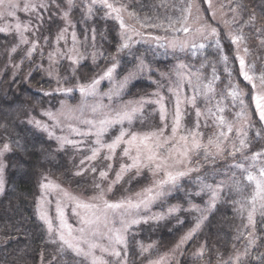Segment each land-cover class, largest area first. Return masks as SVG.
<instances>
[{"label": "rangeland", "instance_id": "1", "mask_svg": "<svg viewBox=\"0 0 264 264\" xmlns=\"http://www.w3.org/2000/svg\"><path fill=\"white\" fill-rule=\"evenodd\" d=\"M15 3L18 7L13 15L7 14V5L0 8V28L6 29L0 31V49L5 55L3 69L17 75L29 67L38 66L44 72L43 86L38 89L44 95V106L30 118V122L48 137L57 151L64 154L72 169L73 179L79 183L76 185L65 183L63 179L50 174L45 175L44 178L47 179L43 178L41 182L52 181L59 185L60 189L67 191L70 197H75V200H72L65 197L59 189L42 190L40 186V211L47 210L53 224V231L49 233L50 243L52 248L55 247L54 249L60 252L59 255L61 254L63 259L60 261L58 256L54 258L59 261L58 264L61 262L65 264L67 261H70V264H92L93 256L105 261L106 264H158V262L171 264L175 259L173 253L159 254L155 250L152 232L154 227L168 218L181 216L183 219L184 214H190L192 217L202 215L200 220H197L201 226L211 209L221 202L223 197L229 203H236L239 198L237 196H241L238 209L248 227L255 225L257 216L264 217V192L257 195L255 181L247 179L249 173L256 179H264L260 177V169L264 168V145L252 149L247 143L252 122L249 108L252 103L255 106L254 97L264 93L262 83L264 22L255 20L249 25L240 36L242 39L233 48L240 71V60L243 59V71L252 77L249 82L253 81L252 85L256 84L255 91L250 94L249 91H242L235 83V61L227 53L220 32L224 31L226 37L231 40L236 34L230 26V21L226 20L225 10L216 0H206V3L210 16L218 26L209 22L204 24L206 21L204 10L191 3V0H181L179 10L182 12L174 14L166 27L149 29L135 18L122 17L123 13H119L120 19H117V13L111 12L100 3L93 4L92 0H72L71 5L68 0H15ZM109 3L121 11L125 8L121 4H114L113 1ZM26 4L31 5L28 10H25ZM99 12L104 19H112L115 22L119 47H123L125 43L128 45L119 50L125 49L130 52L142 44L148 50L151 49L149 52H153L154 59H169V69L161 70L155 65L147 66L144 57H140L138 63H134L133 59L124 64L119 63L120 59L123 57L125 59V52L117 59L119 62L109 55L105 56L106 60L102 59L103 54L99 56L97 38L94 36L96 33L94 29L98 27L94 18L96 13L100 14ZM121 20L124 28H121ZM17 24L20 25L19 32L16 29ZM195 26L197 29L193 31L192 28ZM142 27L151 31V35H148L149 32L140 33L138 29H143ZM212 29L216 30L217 35L212 34ZM22 37L27 40L26 43L22 42ZM30 50L31 56L28 55ZM128 64L133 69L132 73L125 72ZM109 69H112L110 77L106 75ZM144 78L155 84V89L149 95L122 99L130 85ZM94 81H99L94 90L82 95L80 88L88 89ZM66 89L71 91H64ZM234 89L240 95L234 97L231 94ZM177 94L181 101L179 107L182 116V126L177 139L180 135L198 132L202 134L198 137L202 144L207 145L210 138L213 144L208 146L207 153L203 148L190 153L189 159L183 163L169 161L172 165L169 171L173 174L185 173L178 177L175 184L168 183L156 187V181L165 179L164 172L160 171L153 175L148 168L141 169L139 175L133 169L124 174L118 183H111L115 181L121 165L131 163L122 155V150L126 146L123 144L116 149L111 160L104 159L108 154L106 148L101 150L97 159L93 161L86 159L92 150L98 147L95 143L96 136L76 135L72 131L73 128L79 129L81 133L89 131L95 133L100 127V121L115 118L118 113L142 105V111L135 115L131 124L124 120L122 124L108 127L103 134L102 142L111 143L120 134L121 129L129 133L144 134L158 131L165 124L168 127L164 134L169 136L177 105ZM159 97H163L162 103L166 109L164 121L160 118V104L154 102ZM193 97L194 105L190 102ZM197 110L200 112L199 116ZM48 113L52 114L51 118ZM257 116L259 119L258 112ZM37 121L40 122V127L37 126ZM86 121H93L96 127L85 123ZM45 127L47 130H44ZM263 129L264 121L256 129L254 142L260 141ZM49 133L52 135L49 136ZM61 137L78 143L64 144L62 147L60 140L57 139ZM9 151L10 146L8 151H3L0 155L4 182L0 197L7 182L6 157ZM161 151L167 154L164 150ZM257 153L260 155L257 156ZM176 159L182 158L177 156ZM92 168L96 171L93 172ZM100 171L108 172L107 179L100 177ZM77 172H81V175H76ZM110 183L111 191L108 190ZM97 184L103 189V199L109 203L128 200L134 204L138 203L141 197L137 196V193H143L149 187L153 188L154 199L147 206L140 204L139 208L105 209L103 200L98 198L101 189L96 187ZM225 193L227 194L224 195ZM57 200L63 207L66 224L72 229V236L69 238L71 242L85 252L88 251L89 244L97 245L92 250V255L87 258L84 255H76L60 240V233L63 232L67 237L68 229L60 227L56 214ZM75 201L94 204L97 207L76 209L74 212ZM82 216H86L93 223L82 224ZM133 220L138 223H132ZM82 227L85 229L83 233L79 231ZM117 230L123 235L125 244L113 243L112 237ZM190 239L191 237L183 240L177 249H185ZM113 247L120 251L119 257L109 254ZM103 248L109 251L104 252ZM58 252L56 251V254Z\"/></svg>", "mask_w": 264, "mask_h": 264}, {"label": "trees", "instance_id": "2", "mask_svg": "<svg viewBox=\"0 0 264 264\" xmlns=\"http://www.w3.org/2000/svg\"><path fill=\"white\" fill-rule=\"evenodd\" d=\"M109 1L125 7L119 12L123 13L122 17L135 18L148 29L166 27L169 19L181 11V0ZM216 1L225 10L226 20L230 21V26L236 34L234 36L243 35L255 20L264 22V0ZM191 3L204 10V24L209 22L218 26L210 16L206 0H191ZM99 13H96L94 18L95 25H98L97 29H94V36L97 38L99 56L103 54L102 59L106 60L105 56L109 55L119 62L117 59L125 52V59L123 57L119 63L124 64L132 59L134 63H138L140 57H144L147 66L155 65L161 70L169 69V59H154L153 52H149L151 49L148 50L142 44L130 52L119 50L123 47H119L115 22L112 19H104L101 12ZM145 27L139 28V32H149L148 35H151V31L144 30L147 29ZM192 29L195 31L197 26ZM220 35L227 53L235 61L236 85L242 91L253 94V81L249 82L244 78L239 64L236 63V51H233L235 44L226 37L224 31L220 32ZM4 56L0 49V150L5 144L10 146L6 157L7 182L0 197V264H58L59 261L55 259L58 256L59 260L63 261L62 255H59L60 252L54 249L55 247L52 248L47 226L40 219V183L48 174L63 179L65 183H79L73 179L72 169L64 154L57 151L48 137L30 122V118L44 106V95L38 90L43 86L44 72L35 65L36 68L32 66L14 75L12 71L3 69ZM129 65L125 72L132 73L133 69ZM118 76L122 77L121 74ZM140 80L129 86L122 99L145 97L155 89L154 82L145 78ZM249 110L252 122L247 143L253 149L264 145V129L261 131L260 141L254 142L256 129L261 126L262 121L258 119L254 103ZM237 197L239 198L236 203H229L223 197L195 232L192 230L202 215L192 217L190 214H184L183 219L179 216L158 223L152 230L155 250L159 254L173 253L175 259L171 264H264V217L257 216L255 225L248 227L238 209L241 196ZM190 232L191 239L185 249H177ZM176 250L178 252H175ZM201 250L202 254H199ZM70 263L67 261L65 264Z\"/></svg>", "mask_w": 264, "mask_h": 264}, {"label": "snow or ice", "instance_id": "3", "mask_svg": "<svg viewBox=\"0 0 264 264\" xmlns=\"http://www.w3.org/2000/svg\"><path fill=\"white\" fill-rule=\"evenodd\" d=\"M69 5H71L72 0H68ZM93 4L100 3L103 5V7L109 9L111 12L117 13V19H120L119 17V12L121 11L120 8L115 7L112 3H109V0H92ZM5 5H7L8 15H13L15 9L18 7V5L15 3V0H0V8H4ZM31 7V5L26 4L25 5V10H28V8ZM89 12H91V8H89ZM65 17H67V13H65ZM254 19V17H253ZM125 25L123 21L121 20V28H124ZM16 29L19 32L20 30V25H16ZM6 29L0 28V31H5ZM27 30V28H25ZM187 31V29H185ZM212 34L217 35L216 30L212 29ZM59 39V37H58ZM242 37L240 36H234L232 37V43L236 44L238 43ZM73 40H75V34L73 33ZM22 42L26 43L27 40L22 37ZM128 45L125 43L123 47H127ZM217 46H219V41L217 40ZM203 47V45H201ZM35 48V44H33V49ZM15 51V49H13ZM29 56H31V50L28 53ZM225 59H227L225 57ZM73 62L75 63V59H73ZM240 65H241V71L244 75V78L248 81L252 80V77L247 74V72H244V61L243 59L240 60ZM112 69H109L108 72L106 73L107 76H111ZM127 81V78H126ZM99 81H94L92 85L88 87V89H85L84 87L80 88V92L82 95L89 94L92 90H94V87L96 84H98ZM262 83H264V80H262ZM253 88H255V84H253ZM64 91L70 92L71 89H66ZM47 94V93H45ZM234 97L240 95L235 89L231 93ZM158 95V94H157ZM163 97H159L155 103L160 104V113H161V121H164L166 119V109L164 108V105L162 103ZM255 101V107L256 111L258 112L259 119L260 121H264V93L258 94L254 97ZM180 98L179 95L177 94V105L176 109L173 115V124L171 128V135L165 136V129L168 127L167 124L164 125L163 128L159 129L158 131H153L149 133H144V134H138L136 132H131L129 133L125 129H121L120 134L116 136L111 143L105 144L102 142V137L105 131H107L108 127H110L113 124H122L124 120H127L129 124H131L132 119L135 117V115L139 112L142 111V105L132 108L129 111H124L121 113H118L115 118L111 119H105L100 121V127L96 130L95 133H92L91 131L81 133L79 129L73 128L72 131L76 135H95L96 136V141L95 143L98 145V147L94 148L92 150V153L90 156H88L86 159L89 161H93L97 159L99 156L100 152L102 149H107L108 154L105 155L104 159L106 160H111L113 156L116 153V149L120 147L122 144L126 145L123 150H122V155L124 157H127L131 163L129 164H122L120 171L117 172L116 174V179L115 181L111 183H118L121 179H123L124 174L127 172H130L131 170L135 169L136 174H140V170L143 168H148L150 171L153 172V175H156V173L163 171L165 179H161L155 182L156 187H162L165 184L172 183L175 184L176 180L178 177L185 175L184 172H177L173 174L171 171L168 169L172 167V165L169 164V161H176L177 163H183L184 160L189 159V154L198 152L200 149H204L205 153L208 152V146L213 144L212 139L210 138L208 140V144H202L201 140L198 139L199 136L202 134L198 132H189L187 135H180L179 138L177 139V134L179 129L181 128V110H180ZM193 105L195 104V97H193L190 101ZM95 110V109H94ZM48 115L52 116L51 113H48ZM200 115L199 110H197V116ZM85 123L91 124L93 127H96L95 123L93 121H86ZM37 126L40 127V122H36ZM44 130H47L46 127ZM229 131H231V126H229ZM52 133H49V136H51ZM223 135V133H221ZM61 142V146L63 147L64 144H75L78 142L72 141L67 139L66 137H61L57 138ZM241 144L243 145V141H241ZM217 148H219V145H216ZM9 146L5 144L3 146V150H0V155H2L3 151H8ZM161 150H164L167 154H163ZM260 154L257 153V156ZM179 156L182 159L177 160L176 157ZM255 160L256 157H253ZM190 162V161H189ZM81 163L83 164L84 161L82 160ZM108 168H111V165H108ZM92 171L95 172L96 169L92 168ZM2 172L3 169L0 167V192L3 191V178H2ZM76 175H81V172H77ZM100 177L102 179H107L108 177V172L107 171H100L99 173ZM260 177L264 178V168L260 169ZM44 179H47L46 177ZM247 179L249 181H255V186H256V193L257 195H260L262 192H264V179H256L251 173H249ZM111 183L109 185L108 190L111 191ZM96 187L98 189H101L100 196L98 197L99 199L103 200L104 207L105 209H120L124 207L128 208H139L140 204H144L147 206V204L154 199V196L152 195L153 193V188L149 187L146 188L143 193H137V196L141 197L138 203H132L131 200H128L127 202L121 201L117 203H109L107 200L103 199V189L101 188L100 184H97ZM41 188L42 190H56L59 189L61 192H63V195L67 198H70L72 200H75V197H70L69 193L63 189H60V186L57 184H54L52 181H48L47 183H41ZM159 195V193H156ZM253 200H255V196L253 197ZM97 206L94 204H87L82 201H75V208L74 212L76 209H94ZM170 211H175V209H170ZM56 214L57 218L60 221V227L67 228V237L63 232L60 233L59 238L62 241L63 244L67 245L68 248L72 249L76 255H84L86 258L90 255H92V250L97 247L96 244H89L88 251L85 252L83 249L80 247L74 245L71 240L69 239L72 236V229L70 226H68L64 220V211L63 207L61 206V202L57 200L56 202ZM79 214V213H77ZM40 219L45 222L48 226L49 233L53 231V224L52 220L48 216L47 210H42L40 211ZM251 214L249 215V221L251 222ZM99 220V217H97V222ZM81 223L84 225H91L93 221H90L87 219L86 216L81 217ZM132 223H138V221L133 220ZM200 224L197 223L196 227L192 230V232H195L197 229H199ZM126 230V227H125ZM81 233L85 231V229L82 227L79 229ZM192 232L188 234V236L184 237L183 240H186L191 237ZM183 240L181 243H183ZM112 241L115 245H121L125 244V240L123 235L119 230L116 231L115 235L112 237ZM102 251L108 252L109 250L107 248H103ZM110 255L119 257L121 255L120 251H117L115 247L111 249L109 252ZM202 254V250L201 253ZM237 260H239V257H237ZM92 264H106L105 261L100 260L93 256L92 259ZM159 264V262H158Z\"/></svg>", "mask_w": 264, "mask_h": 264}]
</instances>
